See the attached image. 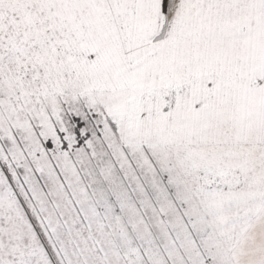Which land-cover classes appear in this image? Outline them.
<instances>
[{"label": "snow or ice", "instance_id": "snow-or-ice-1", "mask_svg": "<svg viewBox=\"0 0 264 264\" xmlns=\"http://www.w3.org/2000/svg\"><path fill=\"white\" fill-rule=\"evenodd\" d=\"M0 264H264V0H0Z\"/></svg>", "mask_w": 264, "mask_h": 264}]
</instances>
